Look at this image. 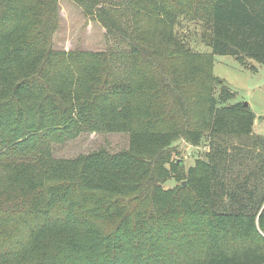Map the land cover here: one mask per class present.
I'll return each instance as SVG.
<instances>
[{
  "label": "trees",
  "instance_id": "trees-1",
  "mask_svg": "<svg viewBox=\"0 0 264 264\" xmlns=\"http://www.w3.org/2000/svg\"><path fill=\"white\" fill-rule=\"evenodd\" d=\"M59 1L0 0V264H264V134L213 74L264 64V0H69L104 50L54 47ZM96 132L128 145L53 154Z\"/></svg>",
  "mask_w": 264,
  "mask_h": 264
},
{
  "label": "rangeland",
  "instance_id": "rangeland-1",
  "mask_svg": "<svg viewBox=\"0 0 264 264\" xmlns=\"http://www.w3.org/2000/svg\"><path fill=\"white\" fill-rule=\"evenodd\" d=\"M60 24L53 35V45L57 49L104 50L112 47V41L107 40L103 27L96 21L84 15L82 10L69 0L59 1ZM202 25L181 21L176 28L177 35L184 40L192 50L209 52L203 42ZM213 74L222 80L216 84L214 94L217 96L221 87H225L231 97L224 105L247 103L255 114L254 131L264 134V64L250 60L240 64L229 55H214ZM128 145L126 133L96 132L82 134L79 137L61 144L53 145L56 157H73L98 148L118 151ZM178 157L183 166L192 165L197 157L206 150L204 145L193 147L179 140L175 143ZM174 179L168 180L164 186L171 187Z\"/></svg>",
  "mask_w": 264,
  "mask_h": 264
},
{
  "label": "water",
  "instance_id": "water-1",
  "mask_svg": "<svg viewBox=\"0 0 264 264\" xmlns=\"http://www.w3.org/2000/svg\"><path fill=\"white\" fill-rule=\"evenodd\" d=\"M245 106L247 105V103H243ZM183 184H184V182H183Z\"/></svg>",
  "mask_w": 264,
  "mask_h": 264
}]
</instances>
